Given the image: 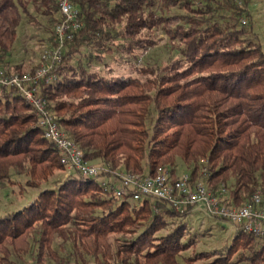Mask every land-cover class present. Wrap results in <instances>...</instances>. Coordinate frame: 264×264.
I'll use <instances>...</instances> for the list:
<instances>
[{
	"label": "trees",
	"instance_id": "1",
	"mask_svg": "<svg viewBox=\"0 0 264 264\" xmlns=\"http://www.w3.org/2000/svg\"><path fill=\"white\" fill-rule=\"evenodd\" d=\"M71 1L82 25L41 93L84 158L172 174L180 161L193 178L223 184L236 204L257 189L264 197V51L241 20L249 0ZM24 16L42 27L46 44L59 20L53 0H0V65L10 71L36 65L8 59ZM160 42L173 58L139 60ZM115 53L123 70L94 64ZM36 119L16 89L0 94V182L14 171L37 189L0 213V264H264V236L240 226L225 250L184 254L194 244L182 219L188 208L119 197L78 172L42 186L65 166Z\"/></svg>",
	"mask_w": 264,
	"mask_h": 264
},
{
	"label": "built area",
	"instance_id": "2",
	"mask_svg": "<svg viewBox=\"0 0 264 264\" xmlns=\"http://www.w3.org/2000/svg\"><path fill=\"white\" fill-rule=\"evenodd\" d=\"M53 1L58 7L59 20L53 27L51 39L44 47L39 63L32 70L25 71H10L0 65V94L14 88L31 104L37 115L35 124L60 150L65 174L78 172L84 177H96L103 188L119 197L125 195L130 200L144 197L163 199L177 210L192 206L208 216L227 219L246 232L264 236V197L258 189L241 204H236L223 184L214 189L205 180L193 178L188 172L176 175L163 166L155 172L113 170L108 162H92L84 158L83 151L61 128L41 93L44 84L57 79L56 66L63 59L64 48L82 25L79 9L71 0ZM232 1L239 5L244 2ZM241 20L245 22L243 17Z\"/></svg>",
	"mask_w": 264,
	"mask_h": 264
},
{
	"label": "rangeland",
	"instance_id": "3",
	"mask_svg": "<svg viewBox=\"0 0 264 264\" xmlns=\"http://www.w3.org/2000/svg\"><path fill=\"white\" fill-rule=\"evenodd\" d=\"M246 10L249 15L242 17L245 22L250 21L252 23L253 31L256 33L264 51V0H249ZM37 18L40 22L45 23L43 15L38 14ZM35 24L37 25V23ZM35 24L26 16L22 18L11 56H8L11 62H21L24 68L38 64L40 55L46 46L47 34L44 33L45 31H41L43 30L42 27H37ZM163 39L165 40L164 37ZM175 54L176 51L169 46V43L160 42L154 47L143 51L139 60L147 63H161L173 58ZM118 56L119 54L115 53L113 56L107 57L106 65L98 62H94V64L102 69L111 66L115 70H123L128 65L125 62V64L120 65L122 59ZM121 57L125 59L124 56ZM185 172L189 173L190 171L179 161L174 174L178 175ZM10 174V182H0L1 214L22 207L32 199L37 191L36 188L25 183L27 178L25 174L14 171H11ZM65 175V170H56L50 179L41 183V185H54ZM188 209V213L182 219L186 222L188 228L187 236L194 239V244L183 253L189 254L200 250H225L236 232L234 224L224 218L208 216L202 210L192 206ZM240 264H244V262H240Z\"/></svg>",
	"mask_w": 264,
	"mask_h": 264
}]
</instances>
